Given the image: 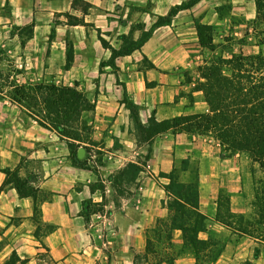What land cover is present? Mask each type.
I'll use <instances>...</instances> for the list:
<instances>
[{"label": "crops", "instance_id": "crops-1", "mask_svg": "<svg viewBox=\"0 0 264 264\" xmlns=\"http://www.w3.org/2000/svg\"><path fill=\"white\" fill-rule=\"evenodd\" d=\"M81 1L75 5L74 0H0V43L4 28L33 25L34 34L24 46L17 32L5 42L15 56L25 59L37 82L79 83L78 89L95 104L82 116L94 126L93 138L105 146L104 164L96 173L93 167L75 165L67 142L17 104L15 115H0V122L6 123L0 129V264H134L137 251L127 236L105 241L101 230L142 232L150 211L139 191L147 190L151 179L166 192L161 178L157 181L143 173L139 189L123 199L121 209L109 199L113 174L148 149L133 131L125 91L144 123L152 115L164 120L209 113L203 91L189 78L193 75L189 46L198 40L195 22L224 32L239 18L255 20L258 15L256 0H197L186 6L191 0ZM145 36L141 47L116 57L117 68L109 63L111 47L129 49L127 43H138ZM69 42L74 44L75 59L65 69ZM145 56L148 65L143 64ZM205 142L186 132L159 134L152 143L150 171L159 175L176 168L181 176L186 173L181 170L182 160H196L200 207L207 215V228L200 237L231 235L219 257L209 263L264 264V232L255 235L218 220L219 214L226 215L219 206L221 192H228L233 212L253 207L257 214L254 174L242 169L237 159L229 177L228 165L239 154H226L219 144ZM88 157L85 151L84 158ZM7 168L10 174L4 171ZM102 182L107 186L108 214L86 212L85 202L104 200ZM163 199H159L163 213L159 216H168ZM138 250L145 252L146 246L141 244ZM171 250L177 254L176 264H197L195 250L184 246L181 230L175 231Z\"/></svg>", "mask_w": 264, "mask_h": 264}, {"label": "trees", "instance_id": "trees-1", "mask_svg": "<svg viewBox=\"0 0 264 264\" xmlns=\"http://www.w3.org/2000/svg\"><path fill=\"white\" fill-rule=\"evenodd\" d=\"M196 1L191 0L183 6L194 4ZM80 2L82 1L74 0L75 5ZM256 3L258 7L257 19H259L264 15V12L262 13L264 0H256ZM87 4L89 5V3ZM176 12L177 9H173L169 17H165V21H170V16ZM195 26L201 47L212 51L216 50L215 26L201 23L198 20H196ZM15 27L19 26L15 25ZM19 28L30 29L27 37H23L19 33L21 44L24 46L34 34L33 25ZM145 38L146 36L140 42L132 43L133 46L129 49L121 48L120 50L104 42L113 51L109 63L117 68L116 57L141 47ZM74 59V44L69 42L64 68H71ZM256 64L260 68L264 67V47L257 54L234 53L231 58L204 60V64L198 67L204 81H201L195 88L205 93L206 101L210 106L209 113L180 115L164 120H158L155 115H152L144 123L140 120L138 107L127 100L125 91V102L131 111V121L138 143H146L148 149L144 156L129 161L122 169L113 174L112 186L116 193L114 199L116 207H120L118 197H129L133 194L132 185H140L139 179L143 173H148L157 181H160L161 177L169 179L168 183H160L167 196V199H163L162 203L168 209V216L159 218L151 229L159 240L167 241L166 250L162 251L157 247L153 237L148 236L146 250L144 253H135L134 264H142L143 260L155 264H176L177 254L171 250L176 230L182 231L184 246L194 248L197 264H199L201 254L210 262L215 261L221 254L224 246L216 249L215 247L218 245L216 239L200 237V232L207 228V215L202 212L200 207L201 183L198 163L190 158L182 160L181 170L190 174L188 180H182L180 170L176 168L169 173L161 172L156 175L149 170L152 143L159 134L165 132L198 133L199 135L209 133L218 139L221 147L227 148L230 152L249 153L255 162L264 167V78L262 77L259 82L253 80L256 77L250 67ZM152 66L154 65L152 64ZM225 66L229 68V73H226ZM78 85V82L72 86L58 85L55 82H41L33 86L16 84L15 93L10 98L29 116L36 119L42 126L55 131L61 139L67 142L75 165L91 168L88 159L79 157V150L84 148L91 153L93 148H97L96 153L100 155V158L94 170L99 173L98 166L104 164L105 146L93 138L94 126L82 116L84 111L94 110L95 104L84 91L78 89ZM4 171L10 174V169L7 168ZM100 185L102 184L100 183ZM103 187L100 186L102 190ZM103 192L104 200L102 202H85L86 212L103 210L106 205L105 191ZM21 194H23L22 190ZM219 206L222 207L220 202ZM220 217L219 214L218 220L222 225L230 226L229 223L220 220Z\"/></svg>", "mask_w": 264, "mask_h": 264}, {"label": "rangeland", "instance_id": "rangeland-1", "mask_svg": "<svg viewBox=\"0 0 264 264\" xmlns=\"http://www.w3.org/2000/svg\"><path fill=\"white\" fill-rule=\"evenodd\" d=\"M264 12V7L262 9V13ZM71 20V19H70ZM236 25L227 26L225 27V31L221 32V30H217L216 28V34L214 41L217 44L216 50L212 51L209 49H203L199 43L198 40L191 41L189 48L193 49V51L190 52V58L193 60L191 61L190 68L193 73L189 78L191 80L195 81V87H197L201 81H204V79L201 78L200 71L198 67L200 65L204 64V60H213L218 59L221 57L224 58H231L232 55L244 53L245 55H251V54H257L261 52V49L264 47V15L259 17V19L255 20H244L242 18H239L235 21ZM220 29V28H219ZM4 33L2 35V39H4V42L0 43V115H7V117L11 115H15V102H13L10 98L11 95L15 93V85L16 84H28L30 86H33L37 82L32 77V73L30 72V69L25 64V59L20 56H15L13 54L12 46L10 43L5 42L9 39L11 33L15 34L21 33L23 37H27L29 35V28H19V27H12V29L4 28ZM133 46L132 43H127V48ZM18 61H21L24 64L23 68H20L17 64ZM144 65H148V59L144 58ZM226 69V73H229L230 70L227 66L224 67ZM251 72L255 74V77L253 80L256 82L261 81V78H264V67L260 68L258 64H256L253 67H250ZM202 91V90H201ZM204 98L205 93L203 92ZM208 103V102H207ZM5 125L6 123L0 122V129L2 128V125ZM133 125V122H132ZM133 131L136 133L135 128L133 126ZM195 136L200 137L203 144H206L205 139L209 140L211 142H214V144H219L218 139L214 137L213 134H204L199 135L198 133H193ZM117 145H119V142H117ZM220 146V144H219ZM221 147V146H220ZM131 148V146H129ZM222 150L226 153L231 155L239 154V156L236 157L234 161H232L231 165L229 164L228 167V173L227 175L229 177L232 176L233 170L232 168H235L237 166V159L239 161L240 166L242 169H245L247 172L252 171L255 177V183L257 184V189L255 192V202L257 204V214L255 213V208H245L246 210L243 212H233L232 211V205L230 202V197L228 195V192H221L220 193V205H222L221 209H225L226 215H222L220 217V220L229 223L231 227L239 228L246 232H251L255 235H261V232H264V167H262L258 162H255L253 158L249 155V153H246L244 151H235L230 152L227 148L221 147ZM84 149V148H83ZM90 149H92L90 147ZM86 151V150H85ZM97 148H93V152H87V155H89L88 159L90 161L91 167H96L98 165V160L100 158V155L96 153ZM97 154L96 156H93ZM196 162V160H194ZM256 165V166H255ZM150 170V168H149ZM212 172L211 170L209 173ZM143 175L147 177H151L148 173H144ZM153 178V177H152ZM182 180H188L190 179L189 173H183L180 177ZM150 179V178H148ZM165 181H169V179H165V177H161V183H165ZM101 182V181H100ZM104 186L103 191H105L106 194V184L104 182L101 183ZM140 185H132V191L133 193L137 189H139ZM109 199L113 200L116 197L115 189L114 192H109ZM139 195H142V200H145V205L148 207V211H150V214L148 215L147 222H143L144 226L142 229V232H133L132 229L129 231H123L122 233L119 232V230L115 233L112 231V234H108V231L106 229L101 230V238L105 241H108V239L121 236V239L123 240L125 236H127L128 240L132 243V247L135 249V251L139 252L140 245L146 246V239L148 236L153 237L157 247H159L162 251H165V244L167 243L166 240L162 239L159 240L158 237L155 235L154 232L151 231V229L156 225V222L159 218L166 217V216H159L163 215L161 212L162 210V204L159 201L161 196H163L165 199H167L166 194L164 191L151 179L149 180V183H147V190H140ZM127 197H118V201L120 203V207L116 209H121L123 204V199ZM115 203V202H114ZM107 204V200H106ZM95 207V206H93ZM106 207L104 206L102 211L103 214H108ZM162 213V214H161ZM237 222L234 223V222ZM238 224H240L238 226ZM125 235V236H124ZM231 237V235L226 234L225 236L221 238H216L218 245L215 247L216 249L222 247L224 245V241ZM214 239V238H212ZM111 253V250H110ZM144 253V252H139ZM203 254H201L199 264H210V261H207L205 257H202ZM206 260V261H205ZM142 264H155L154 262H146L142 261Z\"/></svg>", "mask_w": 264, "mask_h": 264}, {"label": "water", "instance_id": "water-1", "mask_svg": "<svg viewBox=\"0 0 264 264\" xmlns=\"http://www.w3.org/2000/svg\"><path fill=\"white\" fill-rule=\"evenodd\" d=\"M84 155H85V149L81 148V149L79 150V157H80V158H83Z\"/></svg>", "mask_w": 264, "mask_h": 264}, {"label": "built area", "instance_id": "built-area-1", "mask_svg": "<svg viewBox=\"0 0 264 264\" xmlns=\"http://www.w3.org/2000/svg\"><path fill=\"white\" fill-rule=\"evenodd\" d=\"M17 64H18V66H19L20 68H23V67H24V64H23L21 61H18Z\"/></svg>", "mask_w": 264, "mask_h": 264}]
</instances>
